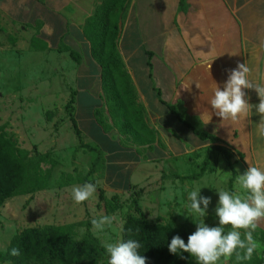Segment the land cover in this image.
Segmentation results:
<instances>
[{"label": "rangeland", "instance_id": "rangeland-1", "mask_svg": "<svg viewBox=\"0 0 264 264\" xmlns=\"http://www.w3.org/2000/svg\"><path fill=\"white\" fill-rule=\"evenodd\" d=\"M129 1L124 0L115 11L114 20H118L119 25L122 24V10ZM98 4L96 3L95 9ZM51 18L57 21L55 24L59 23L54 16ZM35 26H8L9 32L7 29H0V123L6 124L7 133L19 146L30 150L37 148L42 152L51 150L58 164L53 170L48 188L34 193L33 197L31 194L15 196L0 206V250L6 251L11 238L20 229L48 223L80 222L105 215L113 217V223L111 226L106 225L102 232L95 235L102 242L115 243L122 240L126 217L130 214L138 215L136 201L151 221L166 223L174 219L177 224L195 231L197 225L191 217L186 216L184 206L188 203V193L196 188H201L200 195L211 198L207 215L198 218V222L204 219L209 227L218 226V217L215 215L219 199L217 190L231 192L232 186L233 193L242 194L243 191L236 182V177L240 174L236 163L243 159L241 155L233 153L232 160L237 169V175L234 176L233 169L228 166L224 156L213 150L211 160L216 169L193 179L190 176L200 170L206 158L208 141L197 144L194 150L185 154L176 153L177 150L186 152L193 145L187 139H180L182 133L173 128L167 133L168 140L176 142L178 149L168 148L166 141L162 139L154 141L159 142L162 149L152 150L154 146L149 148L146 144H137L131 135L120 132L116 120L110 116L104 97L103 105L96 108L98 121L103 129L110 130L109 126L114 129L107 131L105 136L108 137L101 132L97 134L93 127L88 129V134L82 133L83 142L97 146L103 158V162L96 166V172L89 174L98 152L78 147L80 139L74 132L66 109L71 92L75 90L74 113L79 128L86 131L83 121V127H80V118L87 122L92 118V112L86 102L80 106V79L81 83L83 80L80 78V66L75 64L82 56L81 42L69 45L66 42L69 37L66 36L60 43L44 42L37 38L42 32L40 23L37 22ZM68 29L69 35L80 31L79 27L71 26ZM57 33H53V40L60 39V33ZM121 33L122 29L120 36ZM93 59L99 63L95 57ZM137 100L143 105L142 113L151 126L146 107L139 101L138 94ZM180 110H183L182 105H179V114ZM182 122L189 124L188 119ZM153 129L155 130L154 127ZM134 144L138 149H128ZM124 145L126 149L119 151L118 146ZM105 149H108L107 156L103 154ZM144 157L145 162H153L152 167L142 163ZM130 175L134 181L140 182H131L129 186ZM84 183L95 184L96 191L89 200L76 204L72 199L71 189ZM99 186L105 194L103 200L99 197ZM85 230L86 225L79 224L74 232L79 237ZM229 230L230 227L225 228V232ZM252 235L259 245L256 251L264 264V222L260 223ZM228 259L222 257L217 264H228ZM107 261L108 256L102 258L100 264H107ZM0 264L11 263L0 261Z\"/></svg>", "mask_w": 264, "mask_h": 264}, {"label": "crops", "instance_id": "crops-1", "mask_svg": "<svg viewBox=\"0 0 264 264\" xmlns=\"http://www.w3.org/2000/svg\"><path fill=\"white\" fill-rule=\"evenodd\" d=\"M100 2L0 0V29L8 31V26L32 28L39 22L42 32L37 38L44 42L60 43L65 36L69 37L66 39L69 45L81 42L82 56L75 62L80 66L83 80L81 83L80 79V106L86 102L92 118L87 122L80 118V127L83 121L86 131L80 129L88 134V129L93 127L97 134L101 132L105 136L114 128L109 126L111 129L105 130L98 121L96 108L104 103L101 66L93 59L90 41L84 34L86 19ZM51 16L59 23L55 24L57 21ZM71 26L79 27L80 31H71L69 35ZM120 26L119 50L136 86L139 101L146 107L150 127L156 130L153 129L156 140L162 139L168 148L178 149L176 142L171 143L167 135L177 128L182 133L179 138L187 139L193 145L186 152L176 151L185 154L201 142L210 144L208 139H201L195 132L203 130L217 137L216 144L225 146L237 156L243 154V159L236 163L240 174L249 165L264 169V141L258 140L256 135L254 124L259 122L260 115L255 109L249 117H241L237 122L222 121L214 113L207 125L202 126L197 119L201 111H211L208 101L216 83L223 90L230 70L239 64L250 69L249 79L264 85V52L259 49L260 42L264 41V0H130L128 14ZM47 29L52 30V35L46 34ZM54 32L60 33V39L53 40ZM208 62H211L210 70ZM195 81L200 88L196 87ZM190 82V90L182 87ZM243 91L250 104L259 103L255 89ZM169 103L182 105L180 113L188 119V125L171 112ZM134 145L128 149H138ZM146 145L154 146L152 150L162 149L159 142ZM123 149L126 145L118 146L119 151ZM103 154L107 156L108 149L103 150ZM142 163L153 164L145 162V157ZM129 179V186L131 182H140L134 181L132 176Z\"/></svg>", "mask_w": 264, "mask_h": 264}, {"label": "trees", "instance_id": "trees-1", "mask_svg": "<svg viewBox=\"0 0 264 264\" xmlns=\"http://www.w3.org/2000/svg\"><path fill=\"white\" fill-rule=\"evenodd\" d=\"M123 2L124 0H101L94 14L86 19L84 34L90 41L93 57L101 65L104 97L110 115L116 120L120 132L131 135L137 144L151 145L156 140V133L145 120L142 113L143 105L137 100L136 86L118 50L121 26L118 20H114V15L117 7ZM128 9L129 3L122 10V22L126 19ZM75 94V90L71 92L66 109L74 132L80 139L78 147H87L98 152L89 171V174H92L96 172V166L103 162V158L97 146L83 142L82 131L74 113ZM168 105L171 112L177 114L180 120H186L178 113V104ZM195 132L201 139H208L210 144L200 170L190 177L197 179L206 172H213L216 169L211 160L213 150L219 151L224 156L236 176L237 171L232 160L233 151L216 144L218 139L213 134L203 130H195ZM240 155L243 157V154ZM57 164L58 160L52 156L51 150L42 152L37 148L30 150L19 146L7 133L6 124L0 123V206L15 196L31 194L33 197L34 193L48 188ZM99 189H101L100 200H103L105 194L100 186ZM231 193H233L232 186ZM135 204L139 213L126 217L122 240L134 239L140 242L139 252L147 257L146 264H197L187 252L177 255L168 250V244L173 236L179 235L187 243L188 236L194 231L183 224H177L174 219L166 223L151 221L142 211L140 204L137 201ZM79 224L86 225V230L78 237L74 230ZM91 228V220L87 219L80 222L48 223L20 229L11 238L6 251L0 250V261H8L11 264H100V260L107 254L102 247L101 239ZM12 248H18L20 255H11ZM262 263L263 259L258 256L257 251L254 252L251 260L237 261L235 254L228 259V264Z\"/></svg>", "mask_w": 264, "mask_h": 264}, {"label": "clouds", "instance_id": "clouds-1", "mask_svg": "<svg viewBox=\"0 0 264 264\" xmlns=\"http://www.w3.org/2000/svg\"><path fill=\"white\" fill-rule=\"evenodd\" d=\"M46 34L52 35V30L47 29ZM259 49L264 52V41L260 42ZM208 64L210 70L211 62ZM249 75L250 69L245 64H239L236 69L230 70L223 90L216 83L213 95L208 101L211 111H201L197 117L202 126L211 122L213 113L221 117L222 121L237 122L241 117H249L255 109V112L260 115L259 122L254 124L256 135L258 140L264 141V85L254 83L249 79ZM190 84L191 82L182 87L190 90ZM196 87L200 88L198 82ZM243 89H255L259 103L250 104L245 98L246 93ZM236 182L243 190L242 194L217 190L219 199L215 215L218 217L219 224L214 227L206 225L204 219L198 222V218H204L207 215L211 198L200 195L201 188L188 193V203L184 206V210H187L185 214L192 218L197 227L188 236L187 243L179 235L173 236L168 244L170 253L181 255L187 252L197 264H217L222 257L228 259L233 254L237 261L251 260L259 247L252 233L261 222H264V169L249 165L243 174L236 177ZM95 191V184L84 183L74 186L71 189V196L74 203L81 204L89 200ZM113 219L106 215L94 217L91 220L93 233L102 232L106 225L111 226ZM226 227H230L227 232H225ZM102 247L108 256L107 264H146L147 257L140 254L141 244L137 240L102 242ZM10 254L19 256L20 250L12 248Z\"/></svg>", "mask_w": 264, "mask_h": 264}]
</instances>
